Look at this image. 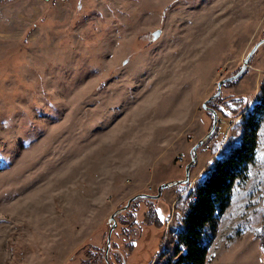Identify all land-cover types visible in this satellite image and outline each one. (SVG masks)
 Masks as SVG:
<instances>
[{"label":"rangeland","instance_id":"obj_1","mask_svg":"<svg viewBox=\"0 0 264 264\" xmlns=\"http://www.w3.org/2000/svg\"><path fill=\"white\" fill-rule=\"evenodd\" d=\"M263 37L264 0H0V264H106L110 217L135 195L185 179L213 125L203 103ZM231 95L249 107L263 100L264 44L222 87L220 97ZM219 117L217 136L197 148L190 188L242 136V113ZM256 137L206 264H264L254 237L264 217V115ZM184 186L116 214L111 264L113 254L123 264L166 258ZM156 205L171 210L166 231L156 211L148 218L158 229L143 222Z\"/></svg>","mask_w":264,"mask_h":264},{"label":"trees","instance_id":"obj_2","mask_svg":"<svg viewBox=\"0 0 264 264\" xmlns=\"http://www.w3.org/2000/svg\"><path fill=\"white\" fill-rule=\"evenodd\" d=\"M237 80L226 84L235 83ZM239 99H233L234 113L226 117H231L232 120L240 113L243 114V118L237 123L244 127L242 136L238 141L234 139L227 142L219 155L205 167L204 174L197 179L193 187L190 188V181L184 184V194L176 204V209L181 210L183 215L170 226L173 235L176 236L175 246L171 251L164 252L166 258L159 264H206L218 220L230 205L236 181L248 177L250 165L256 157V136L264 115V98L252 107H249L250 100L248 101L247 97L246 100H243V97ZM219 101L220 98L214 103ZM209 114L212 118V114ZM218 133L219 126L205 145L212 142ZM219 143L213 147V154L217 152ZM155 211L158 216L155 224L166 231L171 210L166 217V212L156 205L144 213L143 222L151 223L149 218L154 216L152 213ZM154 218L157 220L156 216ZM155 224L152 225L156 228ZM254 237L259 240V250L264 252V217L261 227L255 230Z\"/></svg>","mask_w":264,"mask_h":264},{"label":"water","instance_id":"obj_3","mask_svg":"<svg viewBox=\"0 0 264 264\" xmlns=\"http://www.w3.org/2000/svg\"><path fill=\"white\" fill-rule=\"evenodd\" d=\"M161 34V31L158 30V31H155L153 33V37L154 39H157ZM264 44V37L263 39L257 43V45H255L251 51L249 52V54L247 55L245 61H244V64H243V67L242 69L230 76V77H227L221 81H219L218 83V87H217V92L216 94H214L213 96H211L208 100H206L204 103H203V109L205 110H208V111H211L213 113V125H212V128L211 130L209 131V133L207 134V136H205L204 139H202L201 141H199V143H197L194 147H193V151H192V154H193V158L191 160L190 163L187 164L186 166V177L185 179H182V180H176V181H172V182H166V183H163L162 185H160L159 189H158V193L156 195H151V194H146V193H141V194H137L135 195L134 197L130 198L127 202V204L122 207L121 209H119L118 211H116L109 219V222H112L113 221V226L112 228L110 229L109 233H108V238H107V249H106V255H105V261H106V264H110L109 262V259H108V256H109V251L111 249V244H112V234H113V231H114V228L115 226L117 225L116 223V220H115V216L116 214L126 210L131 204L132 202L136 201L137 199H140V198H151V199H155L157 200L158 198H160L163 194V191L167 188H170V187H173V186H176V185H179V184H186L188 183V181H190V169L193 165L196 164V161L198 159V156H197V148L199 146H202L203 144H205L209 139L210 137L214 134V132L216 131L217 129V126L218 124L220 123V120L218 119V113L215 109H211L208 107V103L215 100L216 98H218L220 95H221V92H222V87L225 83H228V82H232V81H235L237 80L238 78H240L242 76V74L244 73V71L246 70V68L248 67V64H249V61L251 59V57L253 56V54ZM263 205H264V201H263Z\"/></svg>","mask_w":264,"mask_h":264},{"label":"flooded vegetation","instance_id":"obj_4","mask_svg":"<svg viewBox=\"0 0 264 264\" xmlns=\"http://www.w3.org/2000/svg\"><path fill=\"white\" fill-rule=\"evenodd\" d=\"M223 87H224V85H223ZM220 96L218 98H216L215 100L212 101L213 102V105H211V106L208 105V107L211 108V109H215L217 111L218 118H219L220 115L227 116V115L233 114L234 111H233V107H232L233 106L232 105V102H233V99L240 100L239 99V96L231 95L230 97H227L225 99H223V97H220ZM219 98H220L219 103H214V102L218 101ZM243 100H246L244 96H243ZM217 108L220 111L217 110ZM207 112L208 113H211L212 114V118H213V113L211 111H208V110H207ZM116 258L117 257L115 256V254H113L112 260L114 261V264H123V262L125 263L124 256H121L120 258H118V260H116ZM104 262L106 263L105 256H104ZM109 262H110V260H109Z\"/></svg>","mask_w":264,"mask_h":264},{"label":"built area","instance_id":"obj_5","mask_svg":"<svg viewBox=\"0 0 264 264\" xmlns=\"http://www.w3.org/2000/svg\"><path fill=\"white\" fill-rule=\"evenodd\" d=\"M46 1H52V2H67L68 0H46Z\"/></svg>","mask_w":264,"mask_h":264}]
</instances>
